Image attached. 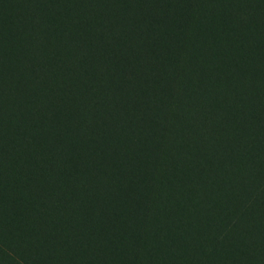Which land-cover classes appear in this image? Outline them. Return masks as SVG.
Masks as SVG:
<instances>
[{"label":"trees","instance_id":"16d2710c","mask_svg":"<svg viewBox=\"0 0 264 264\" xmlns=\"http://www.w3.org/2000/svg\"><path fill=\"white\" fill-rule=\"evenodd\" d=\"M204 8L207 50L162 85L170 47L158 52L160 33L180 29L196 47L190 32ZM215 22L238 44H264V0H0V264H182L198 241L184 264L239 262L231 250L252 238L256 216L235 200V214L216 224V197L263 176L264 91L228 86L222 115L209 107L221 85L206 71L228 68L227 56L215 61ZM137 44L159 53L158 68L133 65ZM259 60L249 52L236 73L253 66L264 80Z\"/></svg>","mask_w":264,"mask_h":264},{"label":"rangeland","instance_id":"374dc122","mask_svg":"<svg viewBox=\"0 0 264 264\" xmlns=\"http://www.w3.org/2000/svg\"><path fill=\"white\" fill-rule=\"evenodd\" d=\"M161 1V0H160ZM159 0H156V2H160ZM235 1V0H234ZM177 3V2H176ZM205 7H207L205 5ZM206 8L203 9V11L201 12V18L198 19L197 21V30H192V28L190 30H188L187 32L191 31L190 34L192 33L193 36L195 35V41L197 42L196 47L195 46H190L189 44H187V42H184V36H185V32H183L180 29H174V28H168L167 31L161 32L159 35V41L161 42V48H159L158 52L161 50H166L167 48H164V46L167 44L170 47V51L165 53V62L164 65L161 66V69L164 67V69L162 70L163 76L160 79V83L162 85L166 84L165 86L171 85V83H173V76L176 73V71L181 68V69H191V67H194V62L198 61V51L199 48L201 50L206 49L207 50V43L206 41H208V38L206 36H204L203 34H201L202 32H205V28H208L209 26H207L208 24L204 23V21L206 20V14L205 11ZM238 13H240L242 16H244L242 14V8L238 10ZM176 15V12L173 11V9L171 8L169 10V18L170 19H174ZM168 18V20H169ZM244 20V19H243ZM167 25H168V21H167ZM168 27V26H167ZM214 29L218 28V32L217 34H215V37L217 39H214L213 41L215 42V48L217 47L216 43L219 42L221 43L220 46L215 54V61H217L218 58H221L222 56H227V61H228V68L222 67V70H220V67H215V63H212V67L208 68L206 73L208 75H210L212 78H215V82L218 81L217 84L221 85L220 90L217 92V90L215 92H213L212 96L209 97L208 99V104L209 107L212 110H216V108H218V113L221 110V115L223 113V110L225 111L224 106V98H225V94L227 92V90L225 91V87L226 89L229 86L230 90H234V89H242L243 91L248 92H253L256 90V87L259 88V91H264V80L263 79H256L253 74H252V67L253 66H248L244 72H246L245 74H237L236 73V69H237V64L236 61H240V59L244 60V58H246L249 55V52H253L254 54L257 55V57L260 54V59L262 60V58H264V44L261 42H255L256 44H252L251 42L243 44V43H236L237 41V37H239L238 35H235L232 29L227 28L224 29L222 26H220L217 22H215V24H213ZM190 28V27H189ZM135 31V30H134ZM133 31V32H134ZM199 31H201L199 33ZM150 34L151 37L153 38L154 35L151 32H145L144 34ZM162 35V38H161ZM241 35V34H239ZM114 39H112L113 43H116L117 41V45L116 46H120V41L119 38L116 35L112 36ZM183 44V47H181V45ZM44 45H46V43H44ZM163 46V48H162ZM221 49V50H220ZM212 49L210 48V51ZM134 54H135V58L133 61V65L135 64H139L144 63L147 64L149 67H153L152 64V60L150 59H155V65L158 68L159 66V59H160V55L159 53H156V55L154 56H149L147 53H145V45L143 44H137L136 47L134 48ZM200 55V53H199ZM202 58V56H201ZM260 61V65L263 68L264 71V61L261 62ZM202 60L200 59V62ZM219 62V61H217ZM241 65V66H245ZM154 68V67H153ZM243 73V72H242ZM226 78V80H225ZM184 80V78H183ZM21 84H23V89L25 90V94H28L30 96L31 99V111L35 110L36 104L35 101H33V97H32V92H31V86H32V81L31 79H25V80H21L20 82ZM192 85L190 84V81L186 80V87L187 90L190 89ZM217 86V85H216ZM193 87V86H192ZM223 88V91L221 90ZM212 92V90H211ZM208 107V108H209ZM202 108V106H201ZM203 108H204V104H203ZM4 115H3V121L6 122H13L15 117H14V113L11 109L9 108H4L1 110ZM205 112V110H204ZM171 111H167L166 109H164L162 111V113L160 114V118L162 120H165L167 118L170 117ZM201 115H199L196 118H199L198 121L201 120ZM195 118V119H196ZM204 118V116H203ZM197 121V123H198ZM237 119H235V124H236ZM83 141L86 142L87 139L86 137L84 139H82ZM149 142H151V140H149ZM148 142V143H149ZM60 145V144H59ZM58 145V146H59ZM85 146V144H84ZM148 149H155V145L153 143H149ZM257 171L259 172V174H262L263 176L260 177V181L258 182V185L256 183V185H254L253 187L250 188V190H248V192H245L244 190H241L237 193H233V194H225V189L224 192L220 193V196L216 197L218 200L217 206H219L220 208H222V210L219 213V216L216 215L215 219H216V224L220 223L224 218H227V216L232 217L235 212H236V207H234V203L235 200H238L242 203H247L248 207H250V210L253 214H255L256 216V222L254 221L253 226V236L251 239L249 240H244L243 242H240L238 244H236L232 251V256H236V258H238L239 262H236V264H244L246 262V264H259L260 258L264 257V153L261 154V158L259 159V163H258V169ZM66 187L67 193L66 195H68L67 199H73L74 195L72 194V190L73 187L70 188L68 186V183H66V185L64 184V188ZM235 197V198H234ZM74 202H75V208L81 206L84 202L82 200V198H74ZM91 201H89L90 204ZM87 203V202H86ZM250 205V206H249ZM208 216V215H207ZM94 220H97V217L95 218L93 216ZM209 218V217H208ZM258 218V221H257ZM93 220V219H92ZM207 222V219H206ZM255 224V225H254ZM216 226V225H214ZM214 226L210 229V233L214 230ZM96 230H98L99 228H101V226H99L98 224H96ZM102 229V228H101ZM102 231V230H101ZM111 233H113L110 230ZM208 232V231H207ZM100 233V231H99ZM121 233V232H120ZM209 233V234H210ZM101 234V233H100ZM255 234V235H254ZM120 239V238H119ZM120 241H123L120 239ZM200 241H198V243L196 244V242L191 246L190 248V252L188 254H183L181 255V263L184 264L186 262H188L189 260H191L193 257L195 258L196 254L198 253V249L200 248ZM209 244V241L206 242V245ZM117 246L121 248V244L118 242ZM123 247V246H122ZM220 260H227L229 261L226 256H224L222 259ZM215 261H219L218 258H215ZM226 261V263H227ZM134 264H137V262H135Z\"/></svg>","mask_w":264,"mask_h":264}]
</instances>
